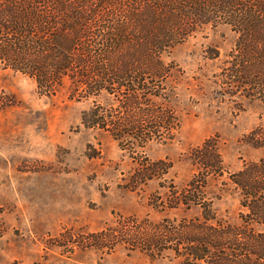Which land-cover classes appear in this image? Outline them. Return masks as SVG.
Listing matches in <instances>:
<instances>
[{
    "label": "rangeland",
    "instance_id": "1",
    "mask_svg": "<svg viewBox=\"0 0 264 264\" xmlns=\"http://www.w3.org/2000/svg\"><path fill=\"white\" fill-rule=\"evenodd\" d=\"M174 38L162 54L172 68L157 102L170 104L179 121L171 138L151 139L142 148L128 138L120 146L109 131L84 126L81 115L92 99L72 97L68 79L45 95L31 77L0 64V264H180L172 250L151 257L128 245L126 223L178 222L199 214L194 206L164 207L163 200L185 185L194 171L188 150L209 136L218 140L224 171L208 178L205 194L222 221L242 222L239 192L228 173L264 157V147L245 139L264 124V101L220 95L217 73L236 38L221 19ZM98 102L107 111L117 108L107 92ZM157 158L171 162L168 173L133 185L141 162ZM110 228L118 233L111 248L71 242Z\"/></svg>",
    "mask_w": 264,
    "mask_h": 264
},
{
    "label": "trees",
    "instance_id": "2",
    "mask_svg": "<svg viewBox=\"0 0 264 264\" xmlns=\"http://www.w3.org/2000/svg\"><path fill=\"white\" fill-rule=\"evenodd\" d=\"M126 1L0 0V64L31 77L45 95L68 79L72 97L92 99L81 115L84 126L109 131L120 146L128 138L142 148L151 139L171 138L179 121L170 104L157 102L172 68L162 54L177 42L175 32L221 19L236 38L217 73L220 95L264 101V0ZM102 92L115 96L117 108L99 104ZM245 139L264 147V124ZM187 155L194 171L183 187L166 193L164 207L194 206L199 214L153 225L128 218V245L151 257L172 250L180 264H264V157L228 173L241 208L242 222L233 225L217 216L205 194L208 178L224 171L217 138H205ZM171 165L145 160L131 181L163 178ZM117 235L102 229L71 242L106 249Z\"/></svg>",
    "mask_w": 264,
    "mask_h": 264
}]
</instances>
